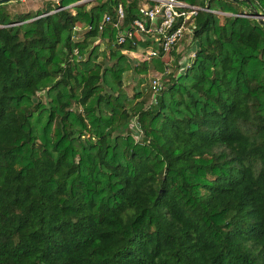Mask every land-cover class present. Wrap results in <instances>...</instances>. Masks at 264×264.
Wrapping results in <instances>:
<instances>
[{
    "label": "trees",
    "instance_id": "1",
    "mask_svg": "<svg viewBox=\"0 0 264 264\" xmlns=\"http://www.w3.org/2000/svg\"><path fill=\"white\" fill-rule=\"evenodd\" d=\"M80 1L0 5V264H264V0H184L231 16L199 12L179 76L103 24L140 0Z\"/></svg>",
    "mask_w": 264,
    "mask_h": 264
},
{
    "label": "built area",
    "instance_id": "2",
    "mask_svg": "<svg viewBox=\"0 0 264 264\" xmlns=\"http://www.w3.org/2000/svg\"><path fill=\"white\" fill-rule=\"evenodd\" d=\"M140 1L137 17L130 26L124 25L126 13L122 5L116 7L113 17L105 16L103 24L110 23L117 31L114 42L116 46L128 44L133 48V50L124 49L121 53L131 57L136 63L160 59L170 66L174 59L181 56V60H178V76L190 67L199 49L198 40L194 38L195 19L199 12L231 16L230 13L219 10L190 5L184 0ZM82 29L74 28L72 36L74 40L77 39L74 33H81ZM156 75L153 76L150 84L153 91L162 88V74L159 72Z\"/></svg>",
    "mask_w": 264,
    "mask_h": 264
},
{
    "label": "rangeland",
    "instance_id": "3",
    "mask_svg": "<svg viewBox=\"0 0 264 264\" xmlns=\"http://www.w3.org/2000/svg\"><path fill=\"white\" fill-rule=\"evenodd\" d=\"M48 1H52V0H18L17 2H13L12 4H10L8 6V10L11 12V14H17L19 12H32L35 13L37 10H43L45 7V3H47ZM56 1V0H55ZM81 1H85V0H81ZM95 1L96 0H90L88 2H84L83 4L88 5L87 9H89L90 7H93V5H95ZM77 3V2H76ZM69 8H73V7H69ZM82 33H74L75 37L78 38L81 36ZM93 45V44H92ZM91 45V46H92ZM99 49L101 50H107L109 48L108 45H105L103 43L98 45ZM100 51V50H99ZM178 56V55H177ZM129 59V62L132 65L136 64V61H134L133 59H131V57L127 56ZM179 58V59H178ZM178 58L174 59L173 62H171V65L167 67V69L169 71L172 70V68L177 64H178V60H181V56H178ZM138 62V61H137ZM105 64H109L108 61L105 62ZM156 71H149V73L146 76V81H145V85H147V87L145 85H142L140 88L143 91V93H147V89H150V84H151V79L153 78L154 75H156ZM158 75V74H157ZM156 75V76H157ZM124 90L127 93L128 97H131L133 90L135 89V87H138V79L139 77L135 76V74L132 71H128L125 73L124 75ZM163 80V79H162ZM129 131L131 133V135L133 136L134 140H138L140 139V135L141 132L138 129V124L136 123V118L132 119L130 121V126H129Z\"/></svg>",
    "mask_w": 264,
    "mask_h": 264
},
{
    "label": "water",
    "instance_id": "4",
    "mask_svg": "<svg viewBox=\"0 0 264 264\" xmlns=\"http://www.w3.org/2000/svg\"><path fill=\"white\" fill-rule=\"evenodd\" d=\"M15 1H18V0H0V5H2V4H6V3H10V2H15ZM88 1H90V0L80 1V2H77V3L73 4V5H70V6H68V7H75V6H77V5H81V4H83L84 2H88ZM231 1H235V0H231ZM245 1H246L248 4L250 3V1H248V0H245ZM249 13H250V17L256 19V20L258 21V23L264 27V16H262L261 14H259V13H258L256 10H254V9H250Z\"/></svg>",
    "mask_w": 264,
    "mask_h": 264
}]
</instances>
